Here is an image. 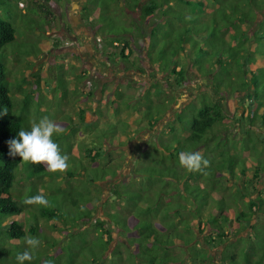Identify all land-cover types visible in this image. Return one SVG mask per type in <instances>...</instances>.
<instances>
[{
	"label": "rangeland",
	"instance_id": "374dc122",
	"mask_svg": "<svg viewBox=\"0 0 264 264\" xmlns=\"http://www.w3.org/2000/svg\"><path fill=\"white\" fill-rule=\"evenodd\" d=\"M146 1L141 0L142 3ZM38 2L46 5L44 0H5L4 5L9 8L8 13L15 21L16 31L15 41L6 46L8 82L14 111L22 114L30 126L42 117L51 119L59 128L53 140L60 152L69 157V166L65 170L52 172L42 178L32 176L29 165L23 160L16 171L22 173L18 174L11 194L13 197L17 195L14 198L18 204L35 212L33 209L39 205L26 203L27 198L32 192L34 196L46 195L49 203L44 207H56L61 211L59 217L65 220L68 229H59L62 227L59 221L55 224L38 220V238L41 243L37 251L40 257L36 253L35 259L39 258V264H66L71 257L78 260V264H107L117 240L123 239L118 231L113 233L111 247L102 256L103 239L94 223L106 220L105 213L110 208L101 210V205L110 199V189L117 183H121V188H125L126 192L136 193L134 191L137 189L145 198L163 196L162 202L167 203L166 206L174 205L177 199L182 203L187 198L184 192L189 190L193 197L190 204L195 203V208H204L209 200V206L202 216L217 214L216 204L211 201L217 198L214 194H217L221 184L225 185L226 189L219 192L224 197V204L233 206L231 191L236 190L237 181L228 184V174L223 170L214 173L216 169H212L217 162L220 167H226L224 163L236 158L238 165L235 166L234 174L238 175L241 166L248 170L247 178L238 180V185L242 186L241 182L248 180L258 169V179H252L256 183V190L252 187L249 192L252 197L261 194L259 196L264 200V133L261 139H257L254 129L246 127V111H250L252 103L248 101L243 110L239 105L241 93L228 97L223 104L227 116L223 121V129L217 131L221 132L219 152L223 153H218L212 144L208 145L206 153H200L208 161L207 166H202L199 171H188L179 165L178 158L170 159V153L175 155L180 149L191 147L184 138V130L177 117L184 112V117L180 115L183 124L187 126V122L191 121L198 94L207 92L208 95L210 91L204 86H210L207 76L199 75L190 65L187 70L188 81L180 88L173 85L174 90L171 91L169 82L173 78L165 70L170 68L159 61L160 40L153 43L152 50L148 35L141 37L143 34L138 36L137 33L130 45L129 55L127 50L124 51L128 58L123 59L120 57V45L116 47L104 42L115 30L123 33V30L136 28L132 32L134 34L143 29L142 23L138 22L136 26L132 21L138 13L133 10L135 5H131L130 0L98 2V6L106 5L104 10L107 17L95 18V25H99L97 36L88 37L89 40L76 38L68 24L64 31L65 22H60L55 13H43L37 8ZM182 7L185 11L184 4ZM153 22L152 17L144 20V30L148 32L156 20ZM90 42L98 52L93 57L86 54L84 48ZM75 45L78 46L77 50ZM149 53L153 55L152 59L147 56ZM102 62L106 65L102 66ZM223 85L232 88L226 80H223ZM206 99L210 100V97L206 96ZM114 103L115 110L110 115ZM177 111L173 120L172 116ZM80 113L84 116L83 121L79 118ZM154 118L157 119L155 123L152 121ZM256 119L260 124L259 119ZM151 124H154L153 127ZM259 128L264 132L263 124ZM246 129L247 134H244ZM95 149L102 150L101 157L94 154ZM109 155H112L111 166ZM110 167L115 169L116 174L111 179ZM153 169H158L162 175L154 174ZM71 172L74 177L68 175ZM204 192H209L210 197L204 196ZM167 194H171L170 198ZM174 194H177V199H174ZM259 212L249 224L259 227L257 232L262 233L264 207ZM249 224L244 223V227L239 228L238 224L233 223V228L239 232L237 235L232 233L229 240V243H235L234 249H245V241L252 233ZM134 234L132 232L130 236ZM54 242L55 249L51 247ZM69 246L73 247L72 253L63 252V256L55 258ZM215 251L210 254L214 255Z\"/></svg>",
	"mask_w": 264,
	"mask_h": 264
},
{
	"label": "trees",
	"instance_id": "16d2710c",
	"mask_svg": "<svg viewBox=\"0 0 264 264\" xmlns=\"http://www.w3.org/2000/svg\"><path fill=\"white\" fill-rule=\"evenodd\" d=\"M4 3L5 0H0V264H19L16 257L25 250L32 253V259L24 261L23 264H39V258L35 259L36 253L40 257L39 250L33 251L26 244L28 237H38V220L55 224L59 221L62 226L59 229H68L65 220L59 217L58 213L61 211L56 207L46 209L39 205L33 212L20 206L15 200L17 195L14 198L11 194L18 174L22 173L16 172L22 159L9 155L7 142L19 130H30L31 126L22 114L14 111L10 96L6 46L15 41L16 31L15 21L10 18L9 8ZM130 4H134L135 8L139 6L143 21L151 17L154 22L156 20L153 27L147 32L141 20L134 21L136 26L143 24L141 31L133 34L136 28L131 31L123 30V33L115 30L110 37H106L108 41L104 42L116 47L120 45V57L123 59L128 58L130 45L135 41L137 33L138 36L143 34L141 37L147 34L152 50L154 42L160 40L162 43L158 56L161 65L170 68L164 69L173 78L169 82L171 91L174 90L173 85L180 88L188 81L187 70L190 65L199 75L207 76L210 85L204 84L210 89L208 95L207 92L198 94L195 114L187 122V126L180 117L181 114L184 117V112L177 117L184 130V138L191 147L189 145L190 149H180L175 155L170 153V159L178 158L181 152L186 151L198 150L199 154L206 153L210 144L220 153L221 132L217 131L223 129V121L227 116L223 104L228 97L235 94L241 93L239 105L243 110L248 101L252 103L250 111H246V127L253 128L257 135L258 118L264 130V0H147L144 3L130 0ZM183 4L185 11L182 9ZM37 8L43 10V13L48 12L43 4H38ZM125 50L128 55L124 54ZM147 56L152 59L153 55L149 53ZM223 80L231 84L232 88L223 85ZM177 114L178 111L172 116L173 120ZM79 118L84 120L82 113ZM152 121L155 123L157 119ZM153 125L151 124L152 127ZM247 131L248 129L244 134ZM261 137L262 135L259 139ZM95 150L94 154L101 157L102 150ZM110 150L113 149L110 147ZM111 158L112 155L110 166ZM235 159L231 158V162L224 163L226 167H220L217 162L212 169H216L214 173L223 170L228 174V184L237 181L236 190L231 191L234 207L224 204V197L219 192L226 189L225 185L221 184L217 194H214L217 198L211 201L216 204L217 214L208 213L202 216L209 206V200L204 208H195V203L190 204L193 197L189 190L184 192L187 198L182 203L176 198L177 194H174V199L178 201L174 205L166 206L167 203L162 202L163 196L149 199L137 189L134 191L136 193L126 192L125 188H121V183L115 184L110 189V199L101 205V210L110 208L105 213L106 220L94 223L103 239L102 256L111 247L113 233L118 231L123 239L117 240L107 264H264V237H261L264 232H257L259 227L249 224L257 218L260 208L264 207V200L259 196L261 194L252 197L249 192L252 187L256 190V183L252 179H258L259 170H254L251 178L242 181L240 186L238 180L247 178L248 170L241 166L237 171L238 175L234 174L235 166L238 165ZM219 161L221 163L220 159ZM27 164L34 177L42 178L52 173L44 164ZM152 172L162 175L158 169H153ZM68 175L74 177L72 172ZM115 175V169L110 167V179ZM179 179L180 176L177 181ZM218 179L224 180L221 177ZM183 186L181 187L185 188ZM173 191L176 192L175 189ZM32 193L30 197L34 196ZM167 195L170 198L171 194ZM206 195L210 197L209 192H204V196ZM43 196L46 198V195ZM233 223L238 224L239 228L244 227V223L249 224L252 230L253 237L249 234L243 250L234 249L235 243H229L232 233L239 234L233 228ZM132 232L135 234L130 236ZM51 247L55 249L56 243ZM215 249V254H210ZM72 250L73 247L69 246L55 258L63 256V252L70 254ZM78 262L71 257L66 264Z\"/></svg>",
	"mask_w": 264,
	"mask_h": 264
},
{
	"label": "clouds",
	"instance_id": "9594fccd",
	"mask_svg": "<svg viewBox=\"0 0 264 264\" xmlns=\"http://www.w3.org/2000/svg\"><path fill=\"white\" fill-rule=\"evenodd\" d=\"M58 126L48 117H42L31 124L30 130L21 129L8 143L9 155L18 156L25 162L33 164H44L50 172L63 171L68 165L69 157L62 154L53 136L58 134ZM179 165L188 171H199L206 167L208 161L198 152L186 151L178 155ZM26 203L48 205V200L42 195L28 197ZM41 241L38 237L30 236L26 244L33 251L36 250ZM19 264L32 259L31 252L25 250L16 257Z\"/></svg>",
	"mask_w": 264,
	"mask_h": 264
},
{
	"label": "crops",
	"instance_id": "0c3cea01",
	"mask_svg": "<svg viewBox=\"0 0 264 264\" xmlns=\"http://www.w3.org/2000/svg\"><path fill=\"white\" fill-rule=\"evenodd\" d=\"M44 1H45L46 5L48 6V7H46L48 9V12L50 11L51 13H55V15L57 16V18L60 22H63V23L65 22L64 31L67 29V24H68V27L70 28L71 32L76 35V38L82 39V37H84L86 40V39H88V37L90 38L92 36H97L96 30L98 29L99 25H95V23H94L95 18L97 16L101 19L107 17V15H105L106 11L104 10L106 5H102V7L97 5L98 2L105 1V0H44ZM38 4H42V3L38 2ZM134 11H137L138 14H137L136 19L133 18V21H140L141 20L142 22H144L142 17H140L139 6L137 8H134ZM86 29H88L89 32L91 31V33L93 35L89 34ZM62 36H63V38H67V36H65V35H62ZM72 39H74V38H72ZM102 40H103V38H102ZM90 41H91V39H90ZM75 42H76V40H75ZM77 45H75V50H77L76 49V47H78ZM81 45L82 44H80V46ZM82 48L83 47H79V49H82ZM84 48H86L85 49L86 54H88L90 57H93L94 55H98L97 54L98 52L95 50V46L93 43L92 44H91V42L86 43ZM101 65L105 66L106 63L102 62ZM109 69H110V66H109ZM109 100H110V98L108 99V101ZM115 106L116 105L114 103L111 107L112 111L110 110V115H111V113L113 115V113H114L113 110H115L114 109ZM257 125H258V128L262 127L261 122H260V124H258V122H257ZM256 132H257V135H255V136L258 138L263 133L261 128L257 129ZM108 140H109V138H108ZM109 148H110V146H109ZM259 177H260V174H259Z\"/></svg>",
	"mask_w": 264,
	"mask_h": 264
},
{
	"label": "built area",
	"instance_id": "2783aa9c",
	"mask_svg": "<svg viewBox=\"0 0 264 264\" xmlns=\"http://www.w3.org/2000/svg\"><path fill=\"white\" fill-rule=\"evenodd\" d=\"M19 5H20L21 7H23V4L20 3ZM98 41H99V39H98Z\"/></svg>",
	"mask_w": 264,
	"mask_h": 264
}]
</instances>
